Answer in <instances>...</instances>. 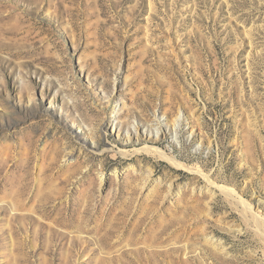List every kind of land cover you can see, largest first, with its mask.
Here are the masks:
<instances>
[{"label": "rangeland", "instance_id": "374dc122", "mask_svg": "<svg viewBox=\"0 0 264 264\" xmlns=\"http://www.w3.org/2000/svg\"><path fill=\"white\" fill-rule=\"evenodd\" d=\"M0 264H264V0H0Z\"/></svg>", "mask_w": 264, "mask_h": 264}, {"label": "bare ground", "instance_id": "6f19581e", "mask_svg": "<svg viewBox=\"0 0 264 264\" xmlns=\"http://www.w3.org/2000/svg\"><path fill=\"white\" fill-rule=\"evenodd\" d=\"M27 213L29 214V212H27ZM41 213H43V215L46 216L47 218L52 216L49 212H41ZM43 215H41V216L44 218ZM30 218L33 219L31 215H27V214H18L17 215V214H14L10 218V223H12L13 221L18 220V219H20L22 222L26 223ZM49 236L50 237H49L48 240H49V243H51V241L53 240L54 236L53 235H49Z\"/></svg>", "mask_w": 264, "mask_h": 264}]
</instances>
